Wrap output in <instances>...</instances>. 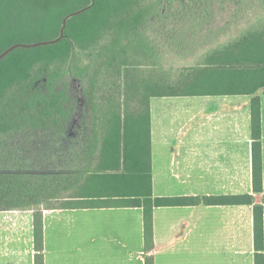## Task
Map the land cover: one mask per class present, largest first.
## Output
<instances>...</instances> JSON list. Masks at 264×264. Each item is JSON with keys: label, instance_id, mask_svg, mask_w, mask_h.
I'll return each mask as SVG.
<instances>
[{"label": "trees", "instance_id": "16d2710c", "mask_svg": "<svg viewBox=\"0 0 264 264\" xmlns=\"http://www.w3.org/2000/svg\"><path fill=\"white\" fill-rule=\"evenodd\" d=\"M78 10L82 11L67 18L63 26V19ZM263 11L264 0H0V54L15 44L53 40L63 28V36L54 43L16 47L0 59V153H8L9 165L10 132L59 125L60 131L66 128L61 125L66 119V81L83 83L84 79L94 92L92 142L96 141L97 128H132L143 132V146L148 151L150 97L204 92L253 94L264 87ZM158 18L163 19L164 26L160 51L143 30ZM200 76L205 78L202 87L196 81ZM250 115L253 191L259 193L257 96L251 99ZM121 136L134 142L140 134H100V155L116 151L112 144ZM89 152L96 158L95 148L90 147ZM89 168L97 171L96 159ZM110 178L113 186H102L100 177L96 187L86 185L82 196L127 195L117 189L116 178ZM3 187L9 199L18 196L24 208L33 211L34 264H44L42 210L53 207L49 198L54 195L49 174L32 173L14 163L9 165ZM142 194L147 195L142 201L118 200L108 205L142 207L144 264H154L153 255L148 254L154 245L153 208L192 205L193 198L151 199L149 188ZM206 201L250 204L251 196L212 197ZM262 209V205L253 209L254 264L264 261Z\"/></svg>", "mask_w": 264, "mask_h": 264}, {"label": "crops", "instance_id": "0c3cea01", "mask_svg": "<svg viewBox=\"0 0 264 264\" xmlns=\"http://www.w3.org/2000/svg\"><path fill=\"white\" fill-rule=\"evenodd\" d=\"M196 81L202 87L205 78L200 76ZM208 83L212 82L208 79ZM253 96L258 97L260 110L259 193L253 191ZM148 104V151L143 146V132L132 128H97L95 143L91 126L65 128L64 142L55 144L54 167L49 174L54 191L49 202L53 207L42 210L44 264H144L142 207L108 204L137 198L142 201L147 196L142 192L147 188L151 199L193 198L192 205L153 208L154 245L148 254L153 255L154 264H254L255 205L263 208L264 244V87L253 94L153 96ZM102 133L140 137L134 142H127L122 136L116 138L112 144L116 151L100 155ZM90 147L95 148L96 158L89 152ZM95 159L97 171L93 172L89 167ZM91 174L96 175L90 178ZM8 175V153H0V264H34L33 211L25 209L18 196L9 199L7 188L4 191L3 187ZM110 176L116 178L117 189L127 195L82 196L86 185L96 187L100 177L102 186H113ZM244 194L251 196L250 204L206 201ZM78 213L83 255H51L67 252L69 249L64 248L75 245L67 234L66 223Z\"/></svg>", "mask_w": 264, "mask_h": 264}, {"label": "rangeland", "instance_id": "374dc122", "mask_svg": "<svg viewBox=\"0 0 264 264\" xmlns=\"http://www.w3.org/2000/svg\"><path fill=\"white\" fill-rule=\"evenodd\" d=\"M168 10V7H167ZM264 14V11H263ZM162 18H158L157 22L154 24L143 26V30L146 35L150 37L149 40L152 41L153 46L160 51L162 46V39L160 33L163 31ZM244 28V24L240 25V28ZM179 59V58H177ZM60 84V83H58ZM62 85H58V87ZM66 116L65 120L61 125H66V128L79 127V126H90L91 125V113L92 108V97L94 92L89 86L87 79H84L83 83L77 80L66 81ZM68 117V119H67ZM59 125V124H58ZM59 126L50 127V129H22L14 132H10L8 136V145L10 149L9 162L10 166L16 163L18 167L24 166V170L40 174L48 173L52 171L53 166V155L55 152V144L64 142V130L58 129ZM76 216V217H75ZM73 216L72 220H68L66 223L67 234L69 238L73 239L75 245L64 253H51V255L59 256L64 255L69 258H80L82 256V248L80 244L84 239L81 236V215L78 213ZM26 228L29 223V213L26 212ZM26 231V238H27ZM191 238V234L189 235ZM65 236L61 237L64 238ZM68 238V237H67ZM60 240V239H55ZM48 249L50 247V236L47 232V237H45ZM63 249L56 247V250ZM50 257V254L46 255Z\"/></svg>", "mask_w": 264, "mask_h": 264}, {"label": "water", "instance_id": "95a60500", "mask_svg": "<svg viewBox=\"0 0 264 264\" xmlns=\"http://www.w3.org/2000/svg\"><path fill=\"white\" fill-rule=\"evenodd\" d=\"M85 8H83L82 10H84ZM82 10H78V11H75V12H72L70 14H68L64 19H63V22H62V25L64 26L67 18H69L70 16L74 15V14H77L79 13L80 11ZM62 31H63V28L61 29L60 31V34L57 38L53 39V40H47V41H42V42H38V43H35V44H29V45H25V44H15L9 48H7L5 51H3L1 54H0V59L5 56L7 53H9L10 51H12L14 48L16 47H29V46H36V45H41V44H48V43H54L56 42L57 40H59L63 34H62Z\"/></svg>", "mask_w": 264, "mask_h": 264}]
</instances>
